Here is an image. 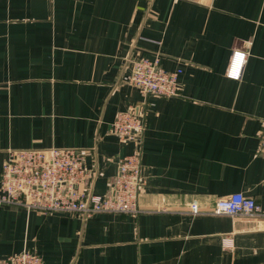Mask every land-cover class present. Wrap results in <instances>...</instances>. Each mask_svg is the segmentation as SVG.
Masks as SVG:
<instances>
[{
  "label": "crops",
  "instance_id": "0c3cea01",
  "mask_svg": "<svg viewBox=\"0 0 264 264\" xmlns=\"http://www.w3.org/2000/svg\"><path fill=\"white\" fill-rule=\"evenodd\" d=\"M233 50L246 53L238 80ZM179 69L178 94L142 96L130 59ZM142 106L140 146L111 131ZM264 0H0V172L8 150L73 148L88 191L111 192L140 148L143 212L37 214L0 206V256L42 264H264V218L200 213L241 193L264 210Z\"/></svg>",
  "mask_w": 264,
  "mask_h": 264
},
{
  "label": "built area",
  "instance_id": "2783aa9c",
  "mask_svg": "<svg viewBox=\"0 0 264 264\" xmlns=\"http://www.w3.org/2000/svg\"><path fill=\"white\" fill-rule=\"evenodd\" d=\"M197 1V0H187ZM246 53L233 50L227 77L238 80ZM181 71L165 70L159 57L130 59V72L123 77L142 96L171 97L178 94ZM235 73V74H234ZM142 106L118 112L111 123L112 133L121 141L142 144L145 129ZM260 149L264 150V119L259 132ZM140 148L118 160L117 174L111 192L105 196L91 194L87 189L89 172L83 165L82 153L73 148L8 150L0 172V206L22 208L37 214L63 213L81 218L96 214H124L136 217L143 212L140 195ZM187 211L193 215L241 216L251 220L264 218V210L251 197L233 193L212 200L210 206L189 201ZM0 264H42L41 258L27 250L0 256Z\"/></svg>",
  "mask_w": 264,
  "mask_h": 264
},
{
  "label": "snow or ice",
  "instance_id": "6c2138e0",
  "mask_svg": "<svg viewBox=\"0 0 264 264\" xmlns=\"http://www.w3.org/2000/svg\"><path fill=\"white\" fill-rule=\"evenodd\" d=\"M235 74V73H234Z\"/></svg>",
  "mask_w": 264,
  "mask_h": 264
}]
</instances>
